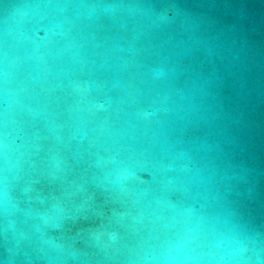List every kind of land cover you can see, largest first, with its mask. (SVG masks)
Segmentation results:
<instances>
[{
    "label": "water",
    "instance_id": "obj_1",
    "mask_svg": "<svg viewBox=\"0 0 264 264\" xmlns=\"http://www.w3.org/2000/svg\"><path fill=\"white\" fill-rule=\"evenodd\" d=\"M0 264H264V0H0Z\"/></svg>",
    "mask_w": 264,
    "mask_h": 264
}]
</instances>
